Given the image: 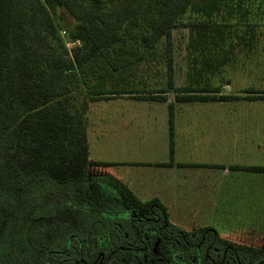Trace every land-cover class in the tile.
Wrapping results in <instances>:
<instances>
[{
    "label": "trees",
    "instance_id": "obj_1",
    "mask_svg": "<svg viewBox=\"0 0 264 264\" xmlns=\"http://www.w3.org/2000/svg\"><path fill=\"white\" fill-rule=\"evenodd\" d=\"M246 2L0 0V228L11 237L3 242L11 246L0 252V264H22L21 258L18 263L4 256L26 254V223L32 222L36 211L51 208L60 215L66 212V217L38 224L42 247L40 251L30 248V264H75L54 260L67 253L75 260L86 258L85 264H145L139 253L128 250L140 246L134 245L129 220L116 199L136 214L159 217L174 238L204 239L203 246L212 244L220 254L232 248L240 263L263 264L264 248L229 241L212 228L184 231L169 222L157 199L142 202L114 177L89 173L91 167L115 166L90 160L87 114L91 105L120 97L167 103L163 90H106L104 84L113 74L141 61L161 41L167 88L175 90L173 103L168 104L171 158L175 104L264 101V94L256 90L228 96L209 85L211 77L229 63L234 41L245 48L255 42L256 25L245 19L249 14ZM179 28L189 32L191 55L187 84L175 88L171 37ZM241 28L249 32L241 35ZM61 32L67 41L76 43L71 50ZM239 169L264 174V167ZM101 182L110 183L112 190H99ZM78 216L90 220L87 228L75 225ZM203 260L210 264L204 255Z\"/></svg>",
    "mask_w": 264,
    "mask_h": 264
},
{
    "label": "crops",
    "instance_id": "obj_2",
    "mask_svg": "<svg viewBox=\"0 0 264 264\" xmlns=\"http://www.w3.org/2000/svg\"><path fill=\"white\" fill-rule=\"evenodd\" d=\"M118 99L125 102L116 105L115 113L116 126L121 128L115 139L119 152L121 142L126 144L124 124L133 126L139 119L134 103L149 102L126 97ZM149 104H161L168 109L167 103ZM262 104L264 101L199 103L210 105L203 110L193 104L178 105L182 110L176 107L174 113L173 157H170V134L169 137L164 135L161 150L157 148L142 161L116 162V166L111 167L113 177L125 184L140 201L157 199L169 211V222L187 232L212 228L211 224H216L220 218L233 222L234 215H249L253 210L259 212L264 206V174L247 173L239 168L264 167ZM120 119L122 125L118 123ZM167 122L169 126V117ZM194 132L199 139L205 136L207 144L211 134L210 156L215 155L216 161L200 160L193 152L185 153L188 151L185 148L197 141ZM130 133L135 141L134 131ZM189 206L193 213L187 216L185 209ZM185 220L187 224H184Z\"/></svg>",
    "mask_w": 264,
    "mask_h": 264
},
{
    "label": "rangeland",
    "instance_id": "obj_3",
    "mask_svg": "<svg viewBox=\"0 0 264 264\" xmlns=\"http://www.w3.org/2000/svg\"><path fill=\"white\" fill-rule=\"evenodd\" d=\"M232 2V1H231ZM230 3V2H229ZM233 3V2H232ZM234 4V3H233ZM246 9L249 14L246 15L245 19L248 23L255 24L254 27V40L252 43V48H245V45L237 43L234 41L235 48L230 56V61L225 65L218 76L211 77L209 85L213 87H219L223 95L230 94H243L247 89L256 90L264 94V0H248L245 3ZM222 14V13H221ZM189 19V16H185V21ZM243 24V23H241ZM240 23L238 25L242 26ZM244 32V33H243ZM245 32H249V29L241 28L239 34L243 35ZM61 36L64 38L65 46L68 50H71L76 43L67 41V35ZM172 46H173V77H174V87L181 88L187 84V72L189 69L191 55L188 50L189 43V32L187 29L179 28L172 31ZM105 84L106 90H126L127 92H150V91H165V96L168 98L167 106L170 102L173 103L175 97V90H170L167 88V71L165 67V46L164 41H161L154 51L149 54H145L141 61L134 62L128 68L121 70L112 75L110 79H107ZM88 87L85 89L87 91ZM128 98V97H126ZM129 99V98H128ZM121 99H112L111 101H104L97 104L91 105L89 112L87 114L88 118V145L90 150V159L103 162L107 161L109 163L115 164L116 162L125 160H135L142 161L147 156L154 154L157 148L162 149V139L164 135L169 137L170 134L168 126V109L162 107L161 104H149V103H134L136 106V113L138 114V120L133 126L124 124L123 132L126 133V144H120L121 150L116 151V134L121 130L117 127L116 120V105L124 104ZM175 108L179 106L174 105ZM193 106L201 107L199 109L203 110L210 105H198L197 103ZM262 110H264V104L261 105ZM162 108L164 110L162 114ZM185 108V107H183ZM177 109V108H176ZM182 110V107L178 109ZM177 110V111H178ZM121 119L118 120L119 125L121 124ZM134 131L135 139L131 131ZM194 136L197 137L195 145L185 148V153H194V157L198 159H206V161H216V156H210L212 153L210 147V137L206 142L205 136L199 139L197 133L194 132ZM144 137V139H143ZM134 145V146H133ZM137 146V150H136ZM169 151L166 153V158H168ZM214 154V153H213ZM116 166V164H115ZM112 168H99L91 167L89 173L91 176L96 177H113ZM109 183V182H108ZM99 190H104L109 193L112 190V186L109 184L103 185L102 182L97 184ZM95 189H98L94 186ZM89 197V196H88ZM260 210V209H259ZM35 216L31 217L32 222L28 221L26 223L25 233V243L26 254L23 253L22 257L12 255L8 253L5 255L4 260H12L18 263L19 259H22V264H30L31 262L27 258L28 252L32 253L30 248L40 251L39 248L42 247L41 240L37 235V226L40 223L45 225L50 221L58 217H66L65 213H61L54 209H44L36 211ZM186 215L190 216L193 213L191 206L186 207ZM166 213L169 214V211ZM52 214V215H51ZM67 217H71L67 213ZM73 221V217H71ZM75 225L82 228H87L89 219L74 217ZM70 221L71 226L75 225ZM51 222V221H50ZM184 224L188 221L185 220ZM262 224L260 227L259 225ZM212 228L216 230L218 235L229 241L239 243V244H249L255 248H264V206L262 210L253 212L249 215L233 216V222L225 221L220 218V221H216V224H211ZM179 228V227H178ZM6 229L4 227L0 228V252L9 249L10 243L3 246V242L6 241V237L9 236L5 233ZM11 239V237H8ZM12 240H10L11 242ZM33 254V253H32ZM31 257V255H30ZM1 261V260H0Z\"/></svg>",
    "mask_w": 264,
    "mask_h": 264
},
{
    "label": "flooded vegetation",
    "instance_id": "obj_4",
    "mask_svg": "<svg viewBox=\"0 0 264 264\" xmlns=\"http://www.w3.org/2000/svg\"><path fill=\"white\" fill-rule=\"evenodd\" d=\"M118 200L116 199V202L120 203L129 220V232L131 235L134 234L136 240L134 245L140 246L129 247L128 250L139 253L145 264H170L172 261L178 264H203V255L206 260H209L210 264H250L248 262L240 263L232 248L220 254L219 250L213 247L212 244L208 247L203 246L204 239L194 241L184 237L174 238L159 217L152 213L148 215L136 214L135 211L130 210ZM119 229L122 230L120 227ZM124 238L128 240V232H125ZM209 254L214 256L209 257ZM100 255L102 258L104 257V253ZM85 259L78 258L75 260V256L68 253L54 256L56 261H71L76 262L75 264L77 262L85 264Z\"/></svg>",
    "mask_w": 264,
    "mask_h": 264
},
{
    "label": "built area",
    "instance_id": "obj_5",
    "mask_svg": "<svg viewBox=\"0 0 264 264\" xmlns=\"http://www.w3.org/2000/svg\"><path fill=\"white\" fill-rule=\"evenodd\" d=\"M65 33L64 32H62V35H64Z\"/></svg>",
    "mask_w": 264,
    "mask_h": 264
}]
</instances>
